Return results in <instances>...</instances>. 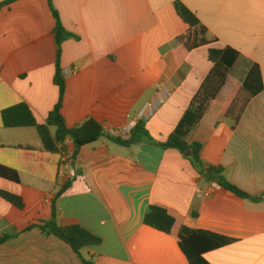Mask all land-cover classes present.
Returning a JSON list of instances; mask_svg holds the SVG:
<instances>
[{
    "label": "crops",
    "instance_id": "obj_1",
    "mask_svg": "<svg viewBox=\"0 0 264 264\" xmlns=\"http://www.w3.org/2000/svg\"><path fill=\"white\" fill-rule=\"evenodd\" d=\"M9 1L0 0V165L16 171L19 182L0 177V192L24 206L0 196V238L12 237L0 245V264H84L68 244L31 228L51 218L52 198L67 182L58 224H77L101 238L82 253L93 264H189L171 236L144 224L153 205L177 213L186 229L234 240L205 253L208 264H264V0H52L71 34L60 60L61 113L69 128L92 118L112 135L142 123L153 142L165 143L212 67L208 49L236 50L228 81L192 140L202 145L206 166L224 168L229 183L258 201L226 191L201 176L188 156L147 138L130 147L101 138L71 163L45 151L35 128H5L3 110L24 103L45 124L59 100L50 0ZM177 2L217 40L182 62L175 41L189 26ZM254 65L263 90L232 129L224 110ZM149 104L153 110L141 115ZM67 145L71 156L75 147Z\"/></svg>",
    "mask_w": 264,
    "mask_h": 264
},
{
    "label": "trees",
    "instance_id": "obj_2",
    "mask_svg": "<svg viewBox=\"0 0 264 264\" xmlns=\"http://www.w3.org/2000/svg\"><path fill=\"white\" fill-rule=\"evenodd\" d=\"M13 1L10 0L6 5ZM50 3L52 6V0H50ZM175 8L179 17L189 26L187 33L175 41L179 46L175 54L179 62H182L191 51L199 47L210 46L217 40L210 38L208 29L185 5L177 2ZM52 12L56 20L57 60L55 84L59 89L58 103L50 113L45 124L38 123L30 108L24 103L7 108L1 114L5 128H35L45 151L60 154L66 159V162L71 163L76 160L81 148L91 145L101 138H108L110 141L124 147L139 144L144 138H147L149 142L161 148L176 149L184 156L189 154L188 157L195 164L199 174L205 176L209 181H216L226 191L252 201L262 199V197L251 196L229 183L224 177V168L206 166L201 156L202 145L192 140L194 130L201 123L209 107L217 99L228 81L231 69L239 58V53L236 50L230 47L224 49L210 47L208 49V59L212 67L193 96L189 108L165 143L153 142L145 125L142 123L137 124L132 129L128 138L107 134L103 126L92 118L79 126L69 128L61 113L65 95V79L62 76L60 60L63 43L71 37V34L63 27L59 14L53 6ZM262 90L261 70L258 65H254L244 83L238 89L237 95L229 107L224 110V119L231 123L232 129H236L250 101L261 93ZM221 128V124L216 125L217 133ZM69 141L75 147V151L71 156L68 155L67 143ZM0 177L13 182H19V174L2 165H0ZM70 185L71 182L65 183L53 196L51 201V218L48 221L32 225L31 228H38L48 236H54L65 242L81 258L84 264H93V261L86 260L82 253L86 247L100 245L102 243L101 238L77 224L68 226H60L58 224L57 202ZM0 196L17 208L23 209L24 205L20 197L5 192H0ZM143 222L146 226L171 236L179 245L189 264H208L203 258L205 253L231 245L234 242L232 239L213 233L186 229L183 226L182 218L177 213L160 205L151 206L145 214ZM11 238L10 236L0 238V245Z\"/></svg>",
    "mask_w": 264,
    "mask_h": 264
},
{
    "label": "built area",
    "instance_id": "obj_3",
    "mask_svg": "<svg viewBox=\"0 0 264 264\" xmlns=\"http://www.w3.org/2000/svg\"><path fill=\"white\" fill-rule=\"evenodd\" d=\"M152 110H153V105L149 104L148 107L141 113V115H146V113L148 111H152ZM131 131H132L131 127H125L121 130H116V131L112 132V136L121 137V138H128ZM64 160H66V159L64 158Z\"/></svg>",
    "mask_w": 264,
    "mask_h": 264
},
{
    "label": "water",
    "instance_id": "obj_4",
    "mask_svg": "<svg viewBox=\"0 0 264 264\" xmlns=\"http://www.w3.org/2000/svg\"><path fill=\"white\" fill-rule=\"evenodd\" d=\"M186 156H189V154H187Z\"/></svg>",
    "mask_w": 264,
    "mask_h": 264
}]
</instances>
